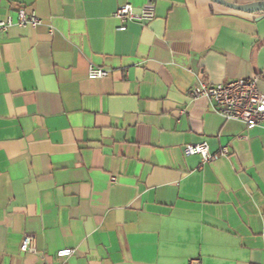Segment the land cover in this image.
Instances as JSON below:
<instances>
[{
  "label": "crops",
  "instance_id": "1",
  "mask_svg": "<svg viewBox=\"0 0 264 264\" xmlns=\"http://www.w3.org/2000/svg\"><path fill=\"white\" fill-rule=\"evenodd\" d=\"M127 4H152L155 19L123 24ZM19 9L42 23L0 33V264H264V124L190 96L249 78L264 95V12L0 0L2 15ZM202 142L229 154L184 155Z\"/></svg>",
  "mask_w": 264,
  "mask_h": 264
},
{
  "label": "built area",
  "instance_id": "2",
  "mask_svg": "<svg viewBox=\"0 0 264 264\" xmlns=\"http://www.w3.org/2000/svg\"><path fill=\"white\" fill-rule=\"evenodd\" d=\"M115 17L119 18L123 24L130 22L148 23L155 19V8L149 4L136 11L133 6L127 4L117 9ZM41 23V19L34 12L25 9L9 11L5 15L0 14V33H6L13 27L35 29ZM118 30L125 31L126 26L123 25ZM107 75L106 70L90 68L89 78L92 80L105 78ZM190 96L193 100L207 99L212 101L215 112L225 120L241 122L251 129L264 124V95L259 90L258 78L231 80L228 83L218 85L199 82L191 89ZM228 154L227 148L222 149L220 153H212L207 142L184 148L186 157L199 156L203 164L216 162ZM112 181L115 182L116 180L113 178ZM261 237L264 245V227ZM21 250L24 253L37 254L29 238L24 240ZM72 254L73 250L64 249L57 253V257L68 258ZM191 264L201 263L199 260H192Z\"/></svg>",
  "mask_w": 264,
  "mask_h": 264
},
{
  "label": "water",
  "instance_id": "3",
  "mask_svg": "<svg viewBox=\"0 0 264 264\" xmlns=\"http://www.w3.org/2000/svg\"><path fill=\"white\" fill-rule=\"evenodd\" d=\"M209 1L242 13L254 14V13L264 12V2H257L248 5H238V4L228 3L225 0H209Z\"/></svg>",
  "mask_w": 264,
  "mask_h": 264
}]
</instances>
